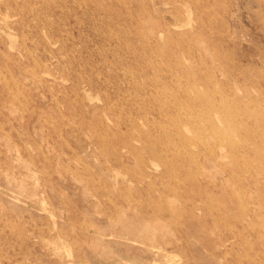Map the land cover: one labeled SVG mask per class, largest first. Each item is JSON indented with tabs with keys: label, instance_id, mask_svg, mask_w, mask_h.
I'll return each mask as SVG.
<instances>
[{
	"label": "rangeland",
	"instance_id": "374dc122",
	"mask_svg": "<svg viewBox=\"0 0 264 264\" xmlns=\"http://www.w3.org/2000/svg\"><path fill=\"white\" fill-rule=\"evenodd\" d=\"M0 264H264V0H0Z\"/></svg>",
	"mask_w": 264,
	"mask_h": 264
}]
</instances>
